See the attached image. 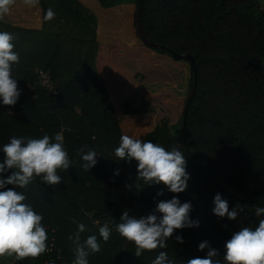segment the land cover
<instances>
[{"label":"trees","instance_id":"obj_1","mask_svg":"<svg viewBox=\"0 0 264 264\" xmlns=\"http://www.w3.org/2000/svg\"><path fill=\"white\" fill-rule=\"evenodd\" d=\"M97 1L100 7L91 14L75 0H39L35 7L15 0L0 18V31L14 36L19 61L12 74L21 90L14 105L0 104V146L12 136L47 134L56 142L60 135L72 161L58 170L59 184L34 177L16 190L43 215L47 243L53 239L66 262L74 259L69 236L80 223L86 225L81 239L96 235L100 243L89 264H152L162 250L174 264H185L206 255L207 249L198 250L205 240L222 258L231 234L255 227L260 217L254 207H264V8L259 0ZM49 8L55 16L45 20ZM168 48L195 61L197 85L186 126L193 68ZM40 71L51 75L53 89L38 83ZM125 134L182 151L190 175L185 192L145 185L135 160H115ZM82 148L98 153L89 171L82 167ZM116 169L119 175H113ZM217 193L230 210L239 206L236 219L213 214ZM173 195L192 203L189 216L199 226L175 230L166 249L135 257L134 243L116 231L122 212L144 216ZM96 218L114 225L107 242ZM49 258L46 251L23 258L5 254L0 264L58 263Z\"/></svg>","mask_w":264,"mask_h":264},{"label":"clouds","instance_id":"obj_2","mask_svg":"<svg viewBox=\"0 0 264 264\" xmlns=\"http://www.w3.org/2000/svg\"><path fill=\"white\" fill-rule=\"evenodd\" d=\"M15 0H0V18L9 14ZM26 6L35 7L39 0H24ZM55 16L48 9L44 19ZM14 36L7 31H0V104L14 105L21 94L18 79L12 74V66L19 61V54L14 51ZM3 159L0 160V256L15 254L18 258L36 257L47 250V231L42 220L43 215L36 212L31 204L26 203V196L17 191L24 188L34 177H39L46 185L61 182L58 170H66L72 164L62 141L53 142L49 135L40 138L12 136L9 142L0 146ZM82 167L89 171L97 164L98 153L93 149L80 150ZM117 159L126 163L137 162V178L145 185L163 184L171 193H183L188 187L189 173L186 171V157L179 149L166 150L162 145L151 140L130 135H121L119 145L114 149ZM10 174L5 175V173ZM113 175H119V169ZM7 185L13 187L8 188ZM158 192L157 196L162 195ZM212 212L217 217L234 220L238 217L237 207L229 209L228 201L220 193L213 197ZM190 201L181 202L179 196L159 200L152 212L144 216L122 212L116 231L135 245V257H140L145 250L166 249L167 241L175 230L198 227L199 221L190 218ZM255 216L260 217L255 227L244 226L231 234L224 244L220 258L219 251L212 248L207 240L198 244V250L207 249L204 257H195L185 264H264V207L255 206ZM86 225L80 223L69 239L73 244L74 259L72 264H89L90 254L100 251L96 235L81 239ZM99 236L107 242L111 229L108 224L100 226ZM175 241L184 242L182 234L175 235ZM152 264H174L166 251H159Z\"/></svg>","mask_w":264,"mask_h":264},{"label":"built area","instance_id":"obj_3","mask_svg":"<svg viewBox=\"0 0 264 264\" xmlns=\"http://www.w3.org/2000/svg\"><path fill=\"white\" fill-rule=\"evenodd\" d=\"M38 83L46 88V89H53V83H52V80H51V75L47 72H42L40 71L39 72V76H38ZM60 136V135H59ZM90 217V216H89ZM93 223L97 226H102L104 225L105 223L108 224L109 228L112 229L114 227V225L111 223V221H109L108 219H101V218H96L93 220ZM48 247H47V250L46 252L49 253V256H50V260H56L58 261L57 264H72V262H66L64 257L61 256V249L56 246V244L54 243L53 239L50 240V242L47 243ZM56 250L57 251V255L54 257H52V252Z\"/></svg>","mask_w":264,"mask_h":264},{"label":"water","instance_id":"obj_4","mask_svg":"<svg viewBox=\"0 0 264 264\" xmlns=\"http://www.w3.org/2000/svg\"><path fill=\"white\" fill-rule=\"evenodd\" d=\"M167 51L169 53H171L173 56H175L176 58H186V59H188L190 61V63L192 64L193 74H194L193 83H192V86H191V89H190V93H189V95L187 97L186 103L184 105V111H183V125L186 126V115H187V111H188V108H189V106L191 104V101L193 99V96L195 94L196 85H197V71H196V67H195V61H194L193 56H191L188 53H182V54L181 53H176L172 49H169V48L167 49Z\"/></svg>","mask_w":264,"mask_h":264},{"label":"rangeland","instance_id":"obj_5","mask_svg":"<svg viewBox=\"0 0 264 264\" xmlns=\"http://www.w3.org/2000/svg\"><path fill=\"white\" fill-rule=\"evenodd\" d=\"M79 8L85 13L94 14L98 11L100 4L97 0H75ZM262 7L264 8V0H259ZM57 140H61V136H56Z\"/></svg>","mask_w":264,"mask_h":264}]
</instances>
